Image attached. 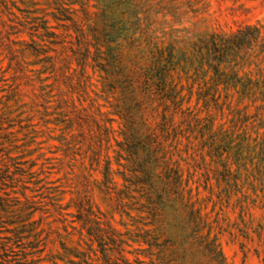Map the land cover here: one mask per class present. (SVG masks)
<instances>
[{
    "label": "trees",
    "instance_id": "trees-1",
    "mask_svg": "<svg viewBox=\"0 0 264 264\" xmlns=\"http://www.w3.org/2000/svg\"><path fill=\"white\" fill-rule=\"evenodd\" d=\"M19 1L24 19L10 25L6 34L26 32L30 40L10 41V59L17 51L38 55L42 45L35 37H56L44 16L35 15L31 0ZM8 2L0 0L5 9ZM138 8L139 0H126L115 2L108 17L104 10L99 15L98 32L108 50L98 67L122 136L114 159L122 187L111 181L105 193L113 194L115 209L130 218L134 229L128 230L127 240L146 247L133 261L123 257L127 241L92 211L88 200L78 203L77 220L90 240L98 241L108 264H114L116 255L124 264H227L217 236L211 235L214 228L234 235L235 230L245 238L250 233L260 237L264 229V24H246L228 33L206 31L184 45L178 40L165 43L150 37L151 23L146 15L138 18ZM64 12L59 6L57 18ZM87 119L76 115L75 125L80 129ZM78 143L75 150L81 151L84 142ZM98 155L94 152V164L100 162ZM111 164L108 158L106 176ZM8 168L0 163V232L3 214L20 204L18 198L11 203L5 191ZM228 208L237 210L235 222L225 217ZM32 209L28 204L19 211L28 210L29 216ZM254 209L261 210L259 218ZM16 221H22L20 215L8 223ZM9 251L0 242V263L6 264ZM76 256L80 264L91 258L84 251Z\"/></svg>",
    "mask_w": 264,
    "mask_h": 264
},
{
    "label": "rangeland",
    "instance_id": "rangeland-1",
    "mask_svg": "<svg viewBox=\"0 0 264 264\" xmlns=\"http://www.w3.org/2000/svg\"><path fill=\"white\" fill-rule=\"evenodd\" d=\"M31 1L35 15L44 16L56 37H35L42 45L41 52L34 55L17 51L15 59L8 53L10 41L30 40L26 32L6 34L10 25L24 19L18 10L22 4L9 0L6 9L0 4V163L9 166L11 178L6 180L5 191L10 193L11 203L20 200L2 213L6 221L1 226L0 242L10 249L5 263L80 264L76 255L84 251L91 257L87 264H108L98 241H91L77 220V205L86 200L92 211L127 241L123 257L133 261L136 252L146 245L127 240L128 230L134 229L130 218L115 209L113 194L105 193L111 181L116 188L122 187L114 160L122 136L120 119L112 114V97L102 86L98 67L105 62L102 52L108 50L102 46L101 39L105 38L98 32L102 21L99 15L104 10L108 17L115 2L124 4L126 0ZM59 6L65 9L61 18H57ZM138 9V18L146 15L151 23L150 37L165 43L178 40L184 45L188 38L206 31L228 33L246 24H264V0H139ZM12 48L20 50L21 46L14 44ZM80 59H85L84 65ZM194 104L195 96L190 102ZM76 115L90 119L79 129ZM78 141L84 142L81 151L75 150L81 146ZM93 151L99 153L98 164L92 161ZM108 158L112 164L106 176ZM200 195L205 196V192ZM28 204L33 208L29 216L28 210L19 211ZM253 212L256 218L262 215L260 209ZM17 215L22 221L8 223ZM224 215L235 222L237 210L228 208ZM234 233L218 232L217 228L211 231L227 264H263L264 229L260 237ZM117 257L112 258L114 264H124ZM139 257L147 261L142 254Z\"/></svg>",
    "mask_w": 264,
    "mask_h": 264
}]
</instances>
